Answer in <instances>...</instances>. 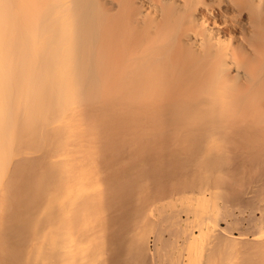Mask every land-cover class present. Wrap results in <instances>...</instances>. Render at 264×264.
Wrapping results in <instances>:
<instances>
[{
	"label": "bare ground",
	"instance_id": "bare-ground-1",
	"mask_svg": "<svg viewBox=\"0 0 264 264\" xmlns=\"http://www.w3.org/2000/svg\"><path fill=\"white\" fill-rule=\"evenodd\" d=\"M0 264H264V0H0Z\"/></svg>",
	"mask_w": 264,
	"mask_h": 264
}]
</instances>
